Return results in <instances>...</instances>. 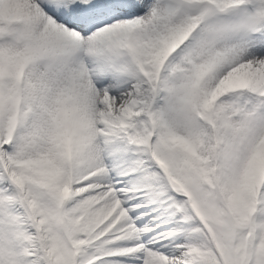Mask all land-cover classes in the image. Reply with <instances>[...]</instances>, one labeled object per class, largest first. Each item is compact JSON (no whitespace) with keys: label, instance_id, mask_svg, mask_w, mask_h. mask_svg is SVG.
Here are the masks:
<instances>
[{"label":"snow or ice","instance_id":"snow-or-ice-1","mask_svg":"<svg viewBox=\"0 0 264 264\" xmlns=\"http://www.w3.org/2000/svg\"><path fill=\"white\" fill-rule=\"evenodd\" d=\"M0 264H264V0H0Z\"/></svg>","mask_w":264,"mask_h":264}]
</instances>
